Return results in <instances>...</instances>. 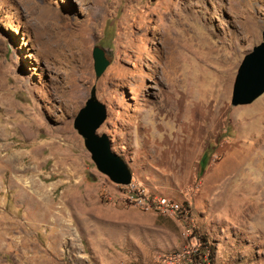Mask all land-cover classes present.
<instances>
[{
    "label": "rangeland",
    "instance_id": "374dc122",
    "mask_svg": "<svg viewBox=\"0 0 264 264\" xmlns=\"http://www.w3.org/2000/svg\"><path fill=\"white\" fill-rule=\"evenodd\" d=\"M263 31L264 0H0V264L150 263L189 227L217 264H264V93L232 103ZM93 91L129 185L74 126Z\"/></svg>",
    "mask_w": 264,
    "mask_h": 264
},
{
    "label": "water",
    "instance_id": "95a60500",
    "mask_svg": "<svg viewBox=\"0 0 264 264\" xmlns=\"http://www.w3.org/2000/svg\"><path fill=\"white\" fill-rule=\"evenodd\" d=\"M105 51L100 46L93 49L94 68L100 76L109 65ZM95 92L87 99L74 120V126L84 137L85 145L91 153L98 169L112 181L129 185L132 172L125 160L113 148L106 133L99 134L98 129L107 117V107ZM264 93V31L263 42L247 53L239 66L232 94L234 105L248 104Z\"/></svg>",
    "mask_w": 264,
    "mask_h": 264
},
{
    "label": "built area",
    "instance_id": "2783aa9c",
    "mask_svg": "<svg viewBox=\"0 0 264 264\" xmlns=\"http://www.w3.org/2000/svg\"><path fill=\"white\" fill-rule=\"evenodd\" d=\"M136 199L147 206L151 205L149 197H139ZM157 207L164 213L170 214L177 220L187 221L189 211L176 201L167 197L155 199ZM215 250L212 243L200 233H196L193 228L186 229V240L178 249L163 252L155 256L150 263L137 260H130L123 264H217Z\"/></svg>",
    "mask_w": 264,
    "mask_h": 264
},
{
    "label": "trees",
    "instance_id": "16d2710c",
    "mask_svg": "<svg viewBox=\"0 0 264 264\" xmlns=\"http://www.w3.org/2000/svg\"><path fill=\"white\" fill-rule=\"evenodd\" d=\"M207 162H208V158H207V153H206V154H204V156L202 157V159H201V163H200V164H201V167H202L203 170H204V168H205Z\"/></svg>",
    "mask_w": 264,
    "mask_h": 264
}]
</instances>
